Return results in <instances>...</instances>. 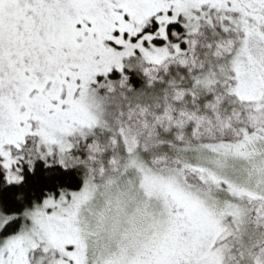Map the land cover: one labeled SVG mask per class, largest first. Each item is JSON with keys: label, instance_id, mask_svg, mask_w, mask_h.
Returning a JSON list of instances; mask_svg holds the SVG:
<instances>
[{"label": "snow or ice", "instance_id": "snow-or-ice-1", "mask_svg": "<svg viewBox=\"0 0 264 264\" xmlns=\"http://www.w3.org/2000/svg\"><path fill=\"white\" fill-rule=\"evenodd\" d=\"M0 264H264V0H0Z\"/></svg>", "mask_w": 264, "mask_h": 264}]
</instances>
